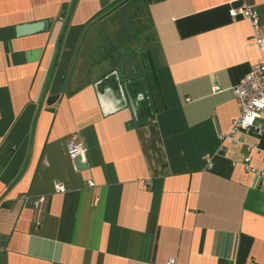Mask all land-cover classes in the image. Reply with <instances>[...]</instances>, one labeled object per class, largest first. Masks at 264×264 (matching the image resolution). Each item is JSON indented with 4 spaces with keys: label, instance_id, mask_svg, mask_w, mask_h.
I'll use <instances>...</instances> for the list:
<instances>
[{
    "label": "crops",
    "instance_id": "1",
    "mask_svg": "<svg viewBox=\"0 0 264 264\" xmlns=\"http://www.w3.org/2000/svg\"><path fill=\"white\" fill-rule=\"evenodd\" d=\"M128 1L0 0V264H264V113L218 139L264 57L228 11L263 36L264 0H137L155 46L135 116L118 84L141 47L112 15Z\"/></svg>",
    "mask_w": 264,
    "mask_h": 264
},
{
    "label": "built area",
    "instance_id": "2",
    "mask_svg": "<svg viewBox=\"0 0 264 264\" xmlns=\"http://www.w3.org/2000/svg\"><path fill=\"white\" fill-rule=\"evenodd\" d=\"M230 17H240L249 21L252 29V35L249 39V44L256 47L260 53H264V35L258 34V20L256 12L248 6L241 5L235 9L228 11ZM234 101L238 107V115L232 121L231 127L227 133H219L218 139L223 141L229 139L234 141L236 132H253L259 134L260 128L255 124V121L264 113V57L253 63L248 71L238 80L231 88ZM246 155L242 159V165L245 171L252 172L250 167V149L246 148ZM85 153V148L81 142L70 137L66 142V154L68 159L73 162L76 157H82ZM210 166L207 161L206 167ZM259 176H263L264 172H257ZM86 185L91 187L90 181ZM54 190L57 193L63 192V187L60 184L54 185ZM165 264H179L175 259H168Z\"/></svg>",
    "mask_w": 264,
    "mask_h": 264
},
{
    "label": "rangeland",
    "instance_id": "3",
    "mask_svg": "<svg viewBox=\"0 0 264 264\" xmlns=\"http://www.w3.org/2000/svg\"><path fill=\"white\" fill-rule=\"evenodd\" d=\"M134 7L135 6L131 3L129 4L125 3L124 5H122V7L116 10L112 15H116L115 21L117 23L116 24L117 31L119 33H122L123 31H125L126 34L129 35L128 36L129 38L133 35V37L135 38L133 45L134 46L137 44L140 45L141 51L140 49L136 48L135 51L133 52L134 55L132 56L130 53L129 55L132 56L131 57L132 66H133V62L134 64L137 63L136 65L137 68L139 70H143L144 69L143 66L147 64V60L144 56L146 53L144 45H145V37H147L148 30H147L146 23L142 15L137 13L134 10ZM124 50L125 52H127L128 47L125 46Z\"/></svg>",
    "mask_w": 264,
    "mask_h": 264
},
{
    "label": "trees",
    "instance_id": "4",
    "mask_svg": "<svg viewBox=\"0 0 264 264\" xmlns=\"http://www.w3.org/2000/svg\"><path fill=\"white\" fill-rule=\"evenodd\" d=\"M137 0H129L128 2L126 3H131L133 4L135 7H134V10L139 13L140 15H142L145 23H146V19H145V16H146V12L138 5V3L136 4ZM125 4V3H124ZM123 4V5H124ZM122 7V6H121ZM120 8V7H119ZM146 27H147V30H148V34H147V37H145V58L147 60V63L152 64V52L154 51V40L152 38V35L150 34L151 33V28L150 26L148 27L147 23H146ZM134 41H135V38H134ZM141 51V50H140ZM137 64H135L133 67H132V70L134 73L130 74V85H129V90L132 91V93L134 92H140V93H143L144 90H148L147 89V76H146V72H145V69L143 70H139L136 66ZM145 66H143L144 68ZM152 69V67H151ZM143 110L145 111H149L151 113V105L148 107L146 104H143ZM150 115V114H149Z\"/></svg>",
    "mask_w": 264,
    "mask_h": 264
},
{
    "label": "water",
    "instance_id": "5",
    "mask_svg": "<svg viewBox=\"0 0 264 264\" xmlns=\"http://www.w3.org/2000/svg\"><path fill=\"white\" fill-rule=\"evenodd\" d=\"M119 83V82H118ZM130 85V79L126 80L125 82H123L122 84H118V88H119V91L121 92V96L122 98L125 100H127L128 102V106L130 108V110L132 111L133 115L135 116V113H136V104H137V98L135 99H132L130 97V92L128 90V87ZM147 91L144 90L143 91V94H146ZM140 95V94H139ZM125 100V101H126ZM146 100V103H147V106L149 107L150 106V102H149V99H145ZM73 163L75 165V167L77 169H84L85 168V164L84 163H81V158L80 157H76L74 160H73Z\"/></svg>",
    "mask_w": 264,
    "mask_h": 264
}]
</instances>
